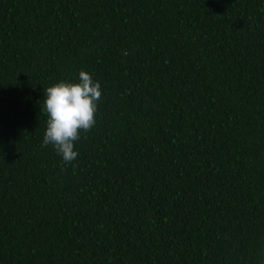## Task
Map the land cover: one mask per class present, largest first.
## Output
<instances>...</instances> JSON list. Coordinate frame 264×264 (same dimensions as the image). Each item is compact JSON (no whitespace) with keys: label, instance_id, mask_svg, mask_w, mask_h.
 Instances as JSON below:
<instances>
[{"label":"trees","instance_id":"trees-1","mask_svg":"<svg viewBox=\"0 0 264 264\" xmlns=\"http://www.w3.org/2000/svg\"><path fill=\"white\" fill-rule=\"evenodd\" d=\"M81 70L65 163L41 105ZM0 264H264V0H0Z\"/></svg>","mask_w":264,"mask_h":264},{"label":"clouds","instance_id":"clouds-1","mask_svg":"<svg viewBox=\"0 0 264 264\" xmlns=\"http://www.w3.org/2000/svg\"><path fill=\"white\" fill-rule=\"evenodd\" d=\"M101 96L100 83L84 70L79 72L75 83L60 81L44 89L41 110L47 116V126L43 144L52 145L65 163L78 157L75 142L81 131L94 127Z\"/></svg>","mask_w":264,"mask_h":264}]
</instances>
